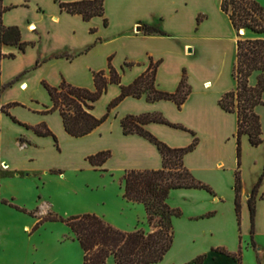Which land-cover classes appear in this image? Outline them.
<instances>
[{
  "label": "crops",
  "instance_id": "0c3cea01",
  "mask_svg": "<svg viewBox=\"0 0 264 264\" xmlns=\"http://www.w3.org/2000/svg\"><path fill=\"white\" fill-rule=\"evenodd\" d=\"M44 1H52L49 10L41 8ZM221 2L105 0V16L84 21L79 15L62 11L55 0H4L5 6L14 7L4 14L5 25H19L23 40L36 41L37 44L25 52L14 46L4 47L5 54H14L16 57L2 60L0 93L4 97L0 96V99H23L20 96L24 93L20 89L23 84L27 85V89L33 85L42 88L46 81L56 87L63 79L75 86L93 90V72L106 69L108 59L114 53L116 57L113 62L116 67H120L126 60L134 63L123 75V85H130L142 75L150 64V58L154 61L162 60L156 74V86L162 91L175 92L183 70L187 71L192 92L181 108L172 101L149 102L145 96L141 99L128 97L111 111L104 124L82 138H74L66 132L59 112L46 115L39 113L46 109L44 105H53L46 89L39 103L31 100L28 105L33 111H38H30L36 116L34 120H27L14 110V114L23 122L32 126L46 123L62 143H73L77 147L78 159L85 163L89 164L87 157L90 155L105 150L112 152V157L100 169L113 172L115 178L112 177L113 181L104 186L87 187L89 192L99 195V201L85 208L83 213L97 214L126 232L145 229L148 214L144 204L124 198V173L129 169L159 170L163 167V158L157 146L146 138L125 135L122 118L126 115L161 113L170 122L182 124L196 134L194 136L190 132L159 123L145 126L150 133L172 148L187 147L197 137L199 143L194 151L184 157V163L198 180L208 184L215 192L211 194L200 189H177L170 193L168 204L172 208L181 209L182 216L173 220L175 238L172 249L156 264H186L203 254L209 255L204 264H238L232 257L213 254V248H226L231 253H238L242 247L243 264L246 259H249L250 264H258V261L255 262L257 253L264 255V244L259 238L264 236V198L257 205L256 229L253 234L257 251L252 246L249 209L251 191L264 173V144L253 147L247 135L241 138L244 151L241 227L236 213L234 183L238 165V117L226 112L219 102L226 92L236 88L232 71L236 63L238 35L229 16L222 11ZM17 11L22 12L23 21L33 18L31 23L34 25H27L24 30L19 20L12 17V13ZM200 17L203 19L198 23ZM105 18L108 26L104 24ZM138 25L143 27V31H136ZM144 25L157 26L168 35H147ZM34 26L37 30L32 33L29 30L34 29ZM92 29L96 31L92 32ZM229 34H235L232 38L234 51L227 49ZM240 34L264 39V34L250 31H241ZM109 43L112 45L108 46ZM224 66L226 75L222 72ZM16 79L19 80L17 84L4 88V84ZM14 87L19 96L9 97L5 94ZM120 93V85H110L108 92L95 103L92 113L98 118L102 117L107 113L109 103ZM29 98L33 99L32 96ZM7 102L2 100L0 109ZM263 106L257 108L258 113ZM5 116L4 120L12 124L11 119ZM13 124L23 128L21 130L29 140L52 138L40 137L24 126ZM262 124L264 138L263 116ZM19 142L21 147L32 145ZM1 153V172L30 169L31 156L24 159V166V163L13 157L7 144L1 145ZM260 194H264V178ZM27 229L30 230L29 227ZM68 230L69 233L63 234V237H74L71 229ZM55 240L54 252L60 254L55 261H62V264H84L82 247L80 255L73 247H76L75 244L80 245L78 241H61V237ZM72 251L77 259L74 262H71L69 256ZM107 264H116L115 259L110 257Z\"/></svg>",
  "mask_w": 264,
  "mask_h": 264
},
{
  "label": "trees",
  "instance_id": "16d2710c",
  "mask_svg": "<svg viewBox=\"0 0 264 264\" xmlns=\"http://www.w3.org/2000/svg\"><path fill=\"white\" fill-rule=\"evenodd\" d=\"M55 2L59 3L62 11L79 15L84 21L105 16V0H82L77 2L55 0ZM13 8L5 6L4 0H0V74L2 60L16 57L14 54H5L4 47L14 46L21 52H25L28 47L34 45V43L23 40L21 29L18 26L5 25L4 14ZM221 9L229 16L238 35L236 63L232 71L236 88L226 92L221 97L219 104L226 112L234 113L238 117V130L236 133L238 170L236 172L235 203L240 221L242 190L240 175L241 138L247 135L253 147L264 144L262 119L257 112V108L264 105V39L249 38L246 35H241L240 32L250 31L254 34H264V8L255 0H222ZM200 21L201 18H198V23ZM104 24L108 26L106 18ZM92 32H95V30L92 29ZM144 32L147 35H168L157 26L152 25H144ZM64 56L68 57V55ZM161 63L162 60L154 61L153 58H150L147 70L130 85L122 84V75L125 69L132 67L133 64L126 63L119 71L112 65V58H109L106 70L93 72L95 84L93 90L75 86L65 79L56 87L43 82L53 105L52 107H45L46 109L41 113L46 115L59 112L66 132L74 138H82L104 124L110 117L111 111L128 97L141 99L145 96L149 102L172 101L181 108L192 92L188 82V74L184 69L182 79L175 92L162 91L156 86V74ZM254 76L256 81L255 84H252L251 80ZM114 84L120 85V95L109 103L105 115L100 118L96 117L92 113L95 103L108 92L110 85ZM20 105L19 103H12L3 107L2 111L6 112L7 108ZM13 120L32 130L40 137H52L58 145L57 136L46 123L31 126L21 123L15 117H13ZM151 123L164 124L190 132L196 136L193 131L184 125L170 122L161 113L126 115L121 120L125 135H139L146 138L157 146L163 158V167L159 170L129 169L125 171L123 176L124 198L128 201L144 204L148 214L147 220L152 228L151 231L147 232L143 228L132 232L122 231L104 218L90 213L72 216L68 219L57 216L48 219L61 221L71 229L74 240L80 243L84 251V264H107L110 257L115 259L116 264H156L161 262L174 244L173 220L182 216L180 209L172 208L168 204L170 193L177 189H200L214 194L211 187L198 180L184 163V157L196 149L199 139L195 137L187 147L172 148L145 128L146 125ZM20 141L22 143L27 142L23 138ZM111 157L112 152L105 150L90 155L87 157V161L92 167L99 169ZM52 173L61 172L53 171ZM6 174L13 175L14 173L7 172ZM20 175L23 174L20 173ZM258 185L249 199L252 234L255 230ZM262 198H264V195ZM3 202L19 211L26 212L25 209L10 204L6 200H3ZM29 214L33 215V213ZM41 223L42 221L39 224ZM37 228L38 226L34 230ZM253 247L257 249L258 246L253 242ZM211 252L232 257L236 259L238 264H243L242 247H240L238 253H231L226 248H213ZM208 256V254L200 255L186 264H204Z\"/></svg>",
  "mask_w": 264,
  "mask_h": 264
},
{
  "label": "rangeland",
  "instance_id": "374dc122",
  "mask_svg": "<svg viewBox=\"0 0 264 264\" xmlns=\"http://www.w3.org/2000/svg\"><path fill=\"white\" fill-rule=\"evenodd\" d=\"M255 1L264 8V0ZM51 6L52 1H44V5H42L41 8L43 10H49ZM12 17L14 20H19V22L24 26V30H26L27 25H34L31 23L33 18H28L26 21H23V14L20 11L12 13ZM200 18L201 20L203 19V17ZM12 26H18L21 29L19 25ZM36 30L37 28L34 26V29H30L29 31L34 33ZM94 30L96 31V29ZM234 35L235 34L228 35L227 49L229 51H234V41L232 40ZM246 36L249 38H253L252 36ZM28 43H34L33 46H30L28 48L35 47L37 44L36 41H31ZM107 45L105 47L111 46L112 44L109 43V45ZM190 49H192V47H190ZM115 57L116 53L112 54L109 58H112V65L119 71L122 70V67H124L126 63H131L134 66L133 62L126 60L120 67H116L113 62ZM132 67L126 68L125 72L127 71V69H131ZM222 69V72L226 75V66H224ZM125 72L123 73V75L125 74ZM18 81L19 80L16 79L4 84V88L12 87L13 85L17 84ZM255 81L256 79L254 76L251 82L255 83ZM43 87L40 88L36 85H33L27 90H22V92L24 93L21 95L19 94L18 90H15L14 87L13 89L8 90L5 94H8L9 97L20 95L23 99H0V103L2 102V100H8V102L3 107H6L12 103H21L20 106L7 108L6 112L2 111L3 107L0 109V158L2 154L1 145L7 144L13 157H15L20 163L23 164L24 159L29 156H31L30 161H32L29 166L30 169L16 172L10 171L11 173H14L13 175H7V172L0 171V264H62V261L57 262V260H54L60 256V254L57 255L54 252L56 245L55 239L61 237V241L67 240L76 242V240H74V237H63L67 235V233H69V227L65 223L61 221H51L48 219L55 216L63 219H68L72 216L86 214L83 213V210L85 208H89L90 206L94 205L95 202L99 201V195L89 192V190H87V187L104 186L110 184L113 181L112 177L115 178L113 172L110 173L104 169L93 168L89 166L88 163H85L84 160L78 159V156L76 154L77 147H75L73 143H62L58 139V145H56L53 138L29 140L25 136L23 130H21L23 128H20L13 124L16 123L14 122L13 117H17L16 119L21 123L28 124L26 122H23L20 117L16 116L14 114V110L27 120H34L36 118V116L33 115L30 111L35 113H38V111H33L28 105L30 104L31 100L39 103L41 99H43V91H45V88ZM0 96L4 97V94L0 93ZM31 96L33 97V99L29 98ZM44 106L49 107L46 105ZM1 112L3 113L2 116ZM259 112L261 114H258L262 119V116L264 117V106L259 108ZM5 115H7L11 119L10 120L8 118L11 123L13 122L12 124L7 123L8 120H4ZM21 138L32 145H23V147H21V143L19 142ZM243 156L244 151L242 146L240 168L242 181L240 221L238 218L240 227L242 226V199L244 191V181L242 178ZM24 166H26L25 163ZM53 171H60L61 173H52ZM236 172L234 189L236 185ZM20 173H22L23 175H20ZM263 178L264 173L259 177L258 182L254 186L250 194L251 197L253 190L260 182L257 188L256 195V215L258 202L259 200L263 199L262 197L264 195L260 194V187L263 182ZM3 200L8 201L10 204H13L21 209H25L26 212L19 211L16 208L11 207L9 204H5ZM29 213H33V215H30ZM41 221L42 223L39 224ZM145 225V231L149 232L152 230L151 226L148 223V220L146 221ZM36 226H38V228L34 230ZM28 227L30 228V230L27 229ZM253 234L251 224L252 242ZM259 238L264 244V236H260ZM75 245L76 247H73L77 249V254L79 253L80 255L81 247L79 244ZM254 249L257 251L256 248ZM69 254L71 262L77 260L76 256L74 255V251ZM257 261L258 264H264V255L261 256L258 252L255 262L257 263ZM245 264H250L249 259H246Z\"/></svg>",
  "mask_w": 264,
  "mask_h": 264
},
{
  "label": "water",
  "instance_id": "95a60500",
  "mask_svg": "<svg viewBox=\"0 0 264 264\" xmlns=\"http://www.w3.org/2000/svg\"><path fill=\"white\" fill-rule=\"evenodd\" d=\"M136 31H138V32L143 31V27H142L141 25H138V26L136 27Z\"/></svg>",
  "mask_w": 264,
  "mask_h": 264
},
{
  "label": "bare ground",
  "instance_id": "6f19581e",
  "mask_svg": "<svg viewBox=\"0 0 264 264\" xmlns=\"http://www.w3.org/2000/svg\"><path fill=\"white\" fill-rule=\"evenodd\" d=\"M27 89V85L23 84L21 85V90H26Z\"/></svg>",
  "mask_w": 264,
  "mask_h": 264
},
{
  "label": "built area",
  "instance_id": "2783aa9c",
  "mask_svg": "<svg viewBox=\"0 0 264 264\" xmlns=\"http://www.w3.org/2000/svg\"><path fill=\"white\" fill-rule=\"evenodd\" d=\"M34 28V27H33Z\"/></svg>",
  "mask_w": 264,
  "mask_h": 264
}]
</instances>
